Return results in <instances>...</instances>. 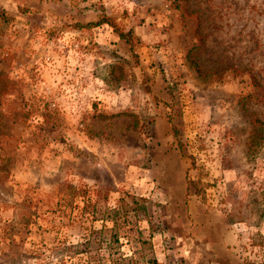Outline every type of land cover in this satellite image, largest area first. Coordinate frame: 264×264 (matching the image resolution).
Listing matches in <instances>:
<instances>
[{
    "label": "rangeland",
    "instance_id": "obj_1",
    "mask_svg": "<svg viewBox=\"0 0 264 264\" xmlns=\"http://www.w3.org/2000/svg\"><path fill=\"white\" fill-rule=\"evenodd\" d=\"M210 258L264 264V0H0V264Z\"/></svg>",
    "mask_w": 264,
    "mask_h": 264
},
{
    "label": "crops",
    "instance_id": "obj_2",
    "mask_svg": "<svg viewBox=\"0 0 264 264\" xmlns=\"http://www.w3.org/2000/svg\"><path fill=\"white\" fill-rule=\"evenodd\" d=\"M179 192H184L182 186H179ZM186 209L188 221L186 238L191 241V246L197 250L198 254H200V250H208V255L211 257L212 247L216 248L221 243L225 246L228 243L230 244L231 239L222 238L218 232L223 222L213 223L211 211L206 210L196 202H188ZM208 263L211 264V258Z\"/></svg>",
    "mask_w": 264,
    "mask_h": 264
},
{
    "label": "trees",
    "instance_id": "obj_3",
    "mask_svg": "<svg viewBox=\"0 0 264 264\" xmlns=\"http://www.w3.org/2000/svg\"><path fill=\"white\" fill-rule=\"evenodd\" d=\"M101 23H107L113 29V31H115L118 38L123 39L127 43L129 50L132 49V47L130 45V41L127 39L126 35L121 31H116L115 27L105 17H104V19H103V17H101L94 22H88V23H86V26L92 27V26L99 25Z\"/></svg>",
    "mask_w": 264,
    "mask_h": 264
},
{
    "label": "clouds",
    "instance_id": "obj_4",
    "mask_svg": "<svg viewBox=\"0 0 264 264\" xmlns=\"http://www.w3.org/2000/svg\"><path fill=\"white\" fill-rule=\"evenodd\" d=\"M125 2H126V0H125ZM253 2H255V0H253ZM130 7H131V6H130ZM181 254H182V255H186V253H184V252H182Z\"/></svg>",
    "mask_w": 264,
    "mask_h": 264
}]
</instances>
